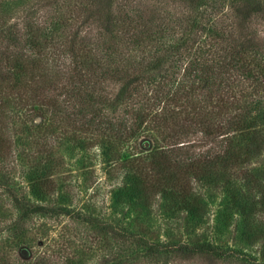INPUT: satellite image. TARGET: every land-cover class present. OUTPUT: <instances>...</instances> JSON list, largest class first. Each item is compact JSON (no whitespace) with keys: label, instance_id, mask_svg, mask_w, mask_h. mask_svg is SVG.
Listing matches in <instances>:
<instances>
[{"label":"rangeland","instance_id":"1","mask_svg":"<svg viewBox=\"0 0 264 264\" xmlns=\"http://www.w3.org/2000/svg\"><path fill=\"white\" fill-rule=\"evenodd\" d=\"M191 1L199 5L195 12L189 9ZM249 4L264 6V0H0V15L5 21L3 29L6 24H17L18 31L15 32L19 43L16 51L11 44H3L8 54L12 52L11 56L17 51L23 52V48L26 50L22 41L25 21L22 20L26 13L35 9V14L30 16L36 24L47 25L60 20V30L63 29V16L67 18L65 26H70L65 33L68 37L72 39L77 33L79 37L91 40L102 38L98 36L102 34L101 30L94 28H97V19L102 16L105 6L110 8V18L120 15L127 21L153 15L166 18L165 21L173 26L190 16L189 19L199 27L191 29L190 34L188 28H180L183 31L175 28L177 33L163 40L160 51L168 48L165 54L180 59L178 76L189 60L196 63L200 57L227 53L231 40L235 44L243 41V45L250 42L248 54L254 58L251 64L254 79L243 80L240 75L245 69H239L237 64L238 68L236 65L231 67L229 85L232 99L237 102L234 112L244 113V121L255 130L235 138L240 160L248 161L241 162L233 171H221L224 180H220L216 189L195 185V194L201 197L204 208L202 219L195 220L161 195L155 196L149 204L133 197L129 193L128 171L112 165L105 148L93 138V145L80 147L64 135L72 128L78 129L75 119L67 120L73 123L71 125L60 124L61 128L52 135L41 137L33 130L29 136L27 128L40 124L39 117L25 121L8 103L0 112L3 151L5 154L9 151L6 158H0V256L8 252L9 264H28L40 259L46 260L47 264H264V238L252 239L253 234L264 232V10H257L247 23L242 24L237 10L244 14L248 9L244 5ZM208 25H214V35L206 30ZM90 28L93 30L89 31ZM182 35L185 39L190 36V41L186 39L183 47L179 46L184 40ZM220 47L224 52L218 49ZM145 53L136 51L132 58H147L149 50ZM4 72L6 66L0 57V73ZM6 93L0 92V104L6 102ZM61 98H65L64 94ZM230 117H224L221 123H226ZM89 137L82 138L87 140ZM200 137L193 136L195 150L199 148ZM142 141L140 149L146 150L149 143ZM208 148L209 144L201 150ZM225 150L223 144L222 153ZM39 156L47 157V160ZM38 173L53 181L54 190L47 197H37L31 191ZM233 195L246 211L253 210L255 227L252 232L233 209ZM15 200L55 213L22 220ZM60 208H67L70 214L60 212ZM9 226H18L20 235L30 240V247L9 242ZM245 233H250L252 238L246 239ZM147 243L161 249L162 246L178 248L210 244L233 258L222 261L216 257L167 254L155 260L152 254H145Z\"/></svg>","mask_w":264,"mask_h":264},{"label":"trees","instance_id":"2","mask_svg":"<svg viewBox=\"0 0 264 264\" xmlns=\"http://www.w3.org/2000/svg\"><path fill=\"white\" fill-rule=\"evenodd\" d=\"M244 6L248 8L244 14L237 10L242 24L257 10H264L263 5ZM105 7L94 28L101 30L98 36L102 38L94 40L81 38L77 33L72 39L68 37L65 33L70 26H65L66 17L62 16L63 29L58 30L62 21L38 25L30 16L36 9L26 13L22 20L25 21L22 41L26 50L17 51L15 56H11L12 52L8 54L3 44H11L16 51L17 24H6L3 29L5 21L0 15V57L6 66V72L0 73V92H8L4 96L6 102L0 104V112L11 103V109L25 121L39 117L40 124L27 128L29 136L33 130L41 137L52 135L61 128L60 124L71 125L73 123L68 121L75 119L78 129L72 128L64 135L80 147L93 145V138L105 148L110 163L128 171L129 193L133 197L149 204L155 196L161 195L195 220L202 219L204 208L201 197L195 194V185L216 189L220 180H224L221 171H233L241 162L248 161L240 160L235 138L255 130L244 121V113L234 112L237 102L232 99L229 81L231 67L238 68L237 64L239 69H245L240 75L243 80L254 79L251 72L254 58L248 54L251 43L245 41L243 45V36L238 37L242 41L238 44L231 40L227 53L200 57L196 63L189 60L178 76L180 59L165 54L168 48L160 53L163 40L176 34L178 27L180 31L188 28L190 34L191 29L199 27L198 23L190 20V16L173 26L165 21L166 18L153 15L127 21L120 15L110 18V8ZM198 8L199 5L191 1L189 9L195 12ZM206 30L210 35L216 33L214 25H208ZM181 38L184 40L179 46L186 45V39L190 41L188 35L186 39L183 35ZM147 49V58H132L136 51L146 55ZM218 49L224 52V48ZM63 94L64 99L61 98ZM230 115L222 124L220 120ZM86 135L91 137L85 140L82 137ZM194 135L201 136L197 141L198 150L192 143ZM143 139L149 143L146 150L140 149ZM2 141L0 137V158L4 159L9 151L4 153ZM207 144L209 148L201 150ZM223 144L226 150L222 153ZM36 175L31 191L37 197H47L54 190L53 181L40 173ZM231 199L233 209L252 232L255 227L253 210L246 211L240 206L236 195ZM18 203L15 200L22 220L55 213L42 206ZM59 211L70 214L67 208ZM7 231L10 232L9 242L30 247V240L20 235L18 226H9ZM253 235L252 238L250 233H245L246 239L264 238V232ZM147 246L145 254H152L155 260L167 254L216 257L222 261L233 258L210 244L162 246V249L155 244L147 243ZM7 253L0 256V264H9ZM28 264L47 263L40 259Z\"/></svg>","mask_w":264,"mask_h":264}]
</instances>
